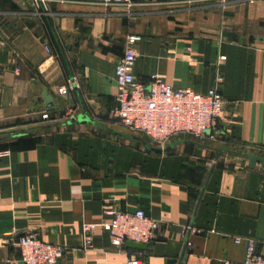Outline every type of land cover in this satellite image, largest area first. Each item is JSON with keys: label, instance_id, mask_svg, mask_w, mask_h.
Returning a JSON list of instances; mask_svg holds the SVG:
<instances>
[{"label": "crops", "instance_id": "0c3cea01", "mask_svg": "<svg viewBox=\"0 0 264 264\" xmlns=\"http://www.w3.org/2000/svg\"><path fill=\"white\" fill-rule=\"evenodd\" d=\"M133 1L127 12L0 0V264H22L15 239L27 232L63 246L57 264H124L130 250L147 264H223L244 259L245 239L264 240V167L247 157L264 153L242 150L264 146V0ZM129 34L140 36L132 72L143 81L156 73L204 92L222 77L216 140L173 138L155 153L119 124L114 66ZM73 75L80 88L60 96ZM43 88L75 116L42 118L53 113ZM108 206L143 209L160 222L156 237L121 250L98 230L86 243L82 224Z\"/></svg>", "mask_w": 264, "mask_h": 264}, {"label": "built area", "instance_id": "2783aa9c", "mask_svg": "<svg viewBox=\"0 0 264 264\" xmlns=\"http://www.w3.org/2000/svg\"><path fill=\"white\" fill-rule=\"evenodd\" d=\"M36 7L47 9L49 0H25ZM92 4L104 7L119 6L127 12L133 8V0H88ZM253 1V0H249ZM140 36L129 34L123 55L114 66V78L117 85L115 95V115L119 124L133 133L143 135L154 147L164 148L170 140L178 135H190L194 138L216 140L217 125L224 110V99L220 90L222 77L217 75L213 85L200 92L190 86L175 87L165 82L158 74L153 73L147 81L137 78L132 72V66L138 53L134 46ZM4 42L0 41V45ZM45 49L50 51L45 44ZM221 58H223L221 56ZM80 88L75 75L60 84L56 92L66 96L73 89ZM60 116L55 119L73 118L77 107L67 106L61 109ZM51 111L41 112L42 118H50ZM242 150L264 153V146L244 144ZM105 218L99 222H84L82 231L86 243L98 230L108 233L113 246L123 249L126 241L147 244L158 232L160 222L149 216L141 208L133 212L119 210L108 206L104 209ZM241 237H235L240 242ZM245 257L241 261L224 260L223 264H264V251L258 252L257 246L264 248V240L247 238ZM8 240L0 239V244ZM15 242L19 248V258L22 264H57L63 255L64 248L43 240L35 232L20 234ZM187 245L191 243L187 241ZM10 259H5L9 262ZM124 264H147L139 255L129 251Z\"/></svg>", "mask_w": 264, "mask_h": 264}, {"label": "water", "instance_id": "95a60500", "mask_svg": "<svg viewBox=\"0 0 264 264\" xmlns=\"http://www.w3.org/2000/svg\"><path fill=\"white\" fill-rule=\"evenodd\" d=\"M42 95H43L44 104L46 105L47 109L54 110L56 108V105L54 104L53 96L50 93H48L46 88H43ZM77 121L78 122L83 121L82 116H78ZM149 148L155 153H161L168 151L170 147L167 146L165 148H158V147H149ZM247 157L249 158L250 167H253V165H255L256 162H261L262 166L264 167V157L259 156L257 154H247ZM126 246L130 248L142 250L147 247V244L127 240ZM173 261L174 260H172V262Z\"/></svg>", "mask_w": 264, "mask_h": 264}, {"label": "rangeland", "instance_id": "374dc122", "mask_svg": "<svg viewBox=\"0 0 264 264\" xmlns=\"http://www.w3.org/2000/svg\"><path fill=\"white\" fill-rule=\"evenodd\" d=\"M55 116H60V111L59 110H57V112L53 111V113L51 114L50 118H56ZM178 137L194 138V137H192L190 135H178L175 138H178Z\"/></svg>", "mask_w": 264, "mask_h": 264}]
</instances>
